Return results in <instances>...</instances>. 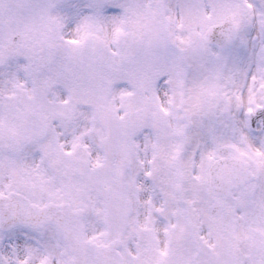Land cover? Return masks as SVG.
<instances>
[{
  "label": "snow or ice",
  "instance_id": "snow-or-ice-1",
  "mask_svg": "<svg viewBox=\"0 0 264 264\" xmlns=\"http://www.w3.org/2000/svg\"><path fill=\"white\" fill-rule=\"evenodd\" d=\"M0 264H264V0H0Z\"/></svg>",
  "mask_w": 264,
  "mask_h": 264
}]
</instances>
